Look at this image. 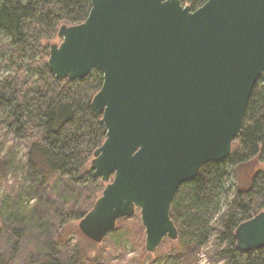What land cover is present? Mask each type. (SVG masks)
<instances>
[{"label": "water", "instance_id": "95a60500", "mask_svg": "<svg viewBox=\"0 0 264 264\" xmlns=\"http://www.w3.org/2000/svg\"><path fill=\"white\" fill-rule=\"evenodd\" d=\"M57 37L47 61L56 78L102 74L90 107L106 133L90 170L105 187L78 229L101 243L139 210L153 253L178 237L169 211L179 187L240 137L264 70V0H207L195 10L180 0H91L86 19ZM234 237L240 252L263 248L264 211Z\"/></svg>", "mask_w": 264, "mask_h": 264}, {"label": "trees", "instance_id": "16d2710c", "mask_svg": "<svg viewBox=\"0 0 264 264\" xmlns=\"http://www.w3.org/2000/svg\"><path fill=\"white\" fill-rule=\"evenodd\" d=\"M180 1L195 10L207 0ZM90 7L91 0H0V33L8 38L0 40V128L28 145L26 164L42 181L68 179L83 188L84 202L88 201L87 209H60L61 220L53 234L64 247V257L46 252L36 261L27 258L25 264H84L79 243L71 246L64 232L68 235L105 187L90 170L93 152L106 133L102 116L90 107L102 74L92 70L82 79H60L47 65L58 28L83 22ZM251 163L264 164V70L252 90L240 137L232 143L229 156L203 165L175 194L169 211L178 231L177 239L171 240L175 247L203 245L216 223L221 227L219 242H225L221 254L227 264H264V247L243 253L234 237L239 223L264 211L262 166L246 185L225 188L232 168ZM73 230L78 232L76 241L98 245L76 227ZM15 249L14 244L12 257ZM8 263L0 247V264Z\"/></svg>", "mask_w": 264, "mask_h": 264}, {"label": "rangeland", "instance_id": "374dc122", "mask_svg": "<svg viewBox=\"0 0 264 264\" xmlns=\"http://www.w3.org/2000/svg\"><path fill=\"white\" fill-rule=\"evenodd\" d=\"M0 40L8 38L0 33ZM52 43L59 44L60 39L56 37ZM2 72L7 73L5 69ZM28 149L25 142L15 140L0 128V247L8 264H25L27 258L36 261L47 253L64 257V247L59 246L53 234L61 220L60 209L69 206L74 211L87 209L88 201L84 202L81 186L63 177L42 181L29 170L26 164ZM261 166L251 163L232 168L225 188L246 185ZM213 226L203 245L179 248L166 238L153 253L145 251V232L139 210L129 218L118 219L115 229L98 245L91 244V247L85 241H76L78 232L73 228L80 232L78 221L73 223L68 235L64 232V236L71 246L79 243L84 264H227L226 257L221 254L225 242H219L221 227L216 223ZM14 244L17 252L12 257Z\"/></svg>", "mask_w": 264, "mask_h": 264}]
</instances>
